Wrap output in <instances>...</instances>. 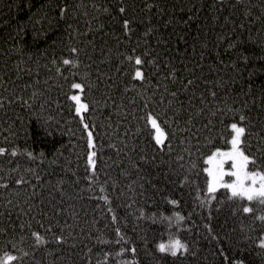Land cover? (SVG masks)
Returning a JSON list of instances; mask_svg holds the SVG:
<instances>
[{
  "label": "trees",
  "instance_id": "obj_1",
  "mask_svg": "<svg viewBox=\"0 0 264 264\" xmlns=\"http://www.w3.org/2000/svg\"><path fill=\"white\" fill-rule=\"evenodd\" d=\"M261 56L264 0H0V147L17 151L0 156V256H17L13 264H264V205L224 188L208 193L204 171L237 123L256 159L249 169L264 173ZM137 67L144 81L132 78ZM74 94L89 104L82 115L96 144L94 175ZM147 113L159 115L163 145ZM174 239L187 251H158Z\"/></svg>",
  "mask_w": 264,
  "mask_h": 264
},
{
  "label": "snow or ice",
  "instance_id": "obj_2",
  "mask_svg": "<svg viewBox=\"0 0 264 264\" xmlns=\"http://www.w3.org/2000/svg\"><path fill=\"white\" fill-rule=\"evenodd\" d=\"M119 12L121 14L126 13L125 7H120ZM131 21L129 19L123 20V28L126 32L131 31L130 28ZM235 47L234 45H229V48ZM73 52L77 51L76 49H72ZM242 58L246 63L248 61V57H238V59ZM127 59L129 61L133 60L132 56H128ZM261 60L264 61V56H261ZM74 62L68 59L63 60L64 65H72ZM134 64L136 66H140L144 64V60L141 59L140 56H135ZM59 71V70H58ZM135 80L144 81L145 75L143 71L139 67L135 68L134 75L132 77ZM193 81L188 80L187 84H192ZM72 89L79 90V93L84 92V86L81 83H72ZM173 97L176 96V93L173 92L171 94ZM215 95V93H213ZM70 99L75 104V113L77 116L81 117V122L83 124L84 130L87 132V147L90 151L87 153V164L90 166L93 175L95 174V157L97 155L95 149L96 144L94 143L93 131L90 130L89 124L83 121V113L89 111V104L82 102V96L80 94H74L70 96ZM2 106V105H0ZM240 121L245 120V116H240ZM146 123L151 125V128L155 131L154 139L157 145H163L165 139L167 138V134L165 130L161 127V123L159 121V115L154 113H147L145 117ZM247 135V130L244 126H240L237 123H231L229 126V139L227 143L230 144V149L228 151H221L220 149H216V151L212 152L206 163L211 167L205 168L204 171L207 173V176L210 178L207 181V191L208 193H215L218 189L224 188L230 191L231 198H239L246 199L249 202H255L260 205H264V173L260 171H256L255 167L253 170H249V165H256V159L252 157L250 154H246V150L242 145L246 143L245 137ZM10 154L12 157L17 156V151L12 150L10 153L4 147H0V156H5ZM28 156L32 158V153H28ZM230 162V169H225V164ZM225 176L235 177V179L231 182L225 181ZM250 183H247L249 182ZM17 184L25 183L23 177L15 181ZM0 187H7V185H0ZM101 192H104L105 189L103 187L100 188ZM102 199L105 204H109L108 197L106 195L99 197ZM11 203V202H10ZM172 203H175L173 201ZM109 212H112V208L109 207ZM254 211L253 207L245 206L243 207V212L252 213ZM179 220H183V217L178 216ZM260 220H264V216L258 217ZM116 216H112V220L116 221ZM51 231V229H48ZM117 236H120L119 228L116 229ZM32 235L35 237V241L37 244L43 245L46 243L45 237L41 235L39 232H33ZM57 244L63 243L62 236L54 237ZM124 238L120 236V240ZM120 240H117V243H120ZM103 243H107V241H102ZM264 246V245H262ZM187 251V245L183 244L179 239L170 240L167 244L160 243L158 245V251L161 253H169L171 256L176 257L179 252ZM131 252L134 254L136 252L135 248L131 249ZM27 255V253H24ZM119 255V254H118ZM18 259L17 256L10 254L9 252H4L3 256H0V264H13L14 261ZM128 264V262H125Z\"/></svg>",
  "mask_w": 264,
  "mask_h": 264
},
{
  "label": "rangeland",
  "instance_id": "obj_3",
  "mask_svg": "<svg viewBox=\"0 0 264 264\" xmlns=\"http://www.w3.org/2000/svg\"><path fill=\"white\" fill-rule=\"evenodd\" d=\"M230 145H229V147L228 148H226V149H221V151H228L229 149H230ZM208 158V157H207ZM209 167H211L209 164H207V167L206 168H209ZM225 169L226 170H228V169H230V162L229 163H227V164H225ZM250 171H251V169H249ZM210 178L207 176V178H206V184H207V181L209 180ZM225 181L226 182H231V181H233L234 179H235V177H230V176H225ZM247 183H250V181L249 182H247ZM262 215L264 216V206H263V213H262Z\"/></svg>",
  "mask_w": 264,
  "mask_h": 264
}]
</instances>
